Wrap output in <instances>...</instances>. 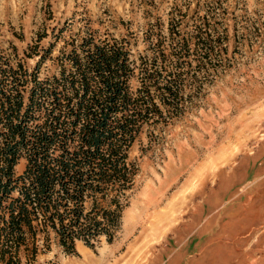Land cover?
<instances>
[{"label":"trees","instance_id":"1","mask_svg":"<svg viewBox=\"0 0 264 264\" xmlns=\"http://www.w3.org/2000/svg\"><path fill=\"white\" fill-rule=\"evenodd\" d=\"M183 2L166 30L148 22L137 58L132 36L92 32L64 41L69 49L55 58L53 43L30 46L33 68L13 44L0 52V264L32 263L52 240L66 254L77 253L76 241L111 243L139 171L129 156L138 136H157L198 105L233 66V38L243 45L260 34L242 14L230 19L223 0ZM47 57L56 71L41 78Z\"/></svg>","mask_w":264,"mask_h":264},{"label":"rangeland","instance_id":"2","mask_svg":"<svg viewBox=\"0 0 264 264\" xmlns=\"http://www.w3.org/2000/svg\"><path fill=\"white\" fill-rule=\"evenodd\" d=\"M223 1L230 19L242 14L260 34L243 45L233 38V66L198 105L157 136L146 128L138 136L129 156L139 171L115 239L102 237L94 248L76 241V254L52 240L29 264H264V0ZM177 6L186 7L183 0H0V52L13 44L24 57L30 46L53 43L55 58L69 49L64 41L92 32L132 36L137 58L148 22L159 19L166 30ZM55 71L47 57L39 75ZM25 165L19 159L15 172Z\"/></svg>","mask_w":264,"mask_h":264}]
</instances>
